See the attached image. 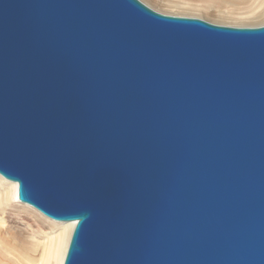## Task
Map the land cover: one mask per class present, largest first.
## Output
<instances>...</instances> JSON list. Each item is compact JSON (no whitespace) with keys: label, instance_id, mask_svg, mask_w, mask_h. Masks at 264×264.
Instances as JSON below:
<instances>
[{"label":"water","instance_id":"1","mask_svg":"<svg viewBox=\"0 0 264 264\" xmlns=\"http://www.w3.org/2000/svg\"><path fill=\"white\" fill-rule=\"evenodd\" d=\"M0 174L63 264H264V24L0 0Z\"/></svg>","mask_w":264,"mask_h":264},{"label":"rangeland","instance_id":"2","mask_svg":"<svg viewBox=\"0 0 264 264\" xmlns=\"http://www.w3.org/2000/svg\"><path fill=\"white\" fill-rule=\"evenodd\" d=\"M141 1L162 13L193 15L219 24L237 26H240L239 24L243 26L264 24V19L248 21L249 16H255L264 10V0ZM5 208L6 202L0 196V217L4 216L5 221L4 224L0 223V264H35L42 257L43 249L46 247L45 241L50 231L56 228L42 221L43 214H39L38 217L34 216L15 201L7 207L8 215L4 212ZM36 213L38 215V212Z\"/></svg>","mask_w":264,"mask_h":264},{"label":"bare ground","instance_id":"3","mask_svg":"<svg viewBox=\"0 0 264 264\" xmlns=\"http://www.w3.org/2000/svg\"><path fill=\"white\" fill-rule=\"evenodd\" d=\"M248 19H249L248 21H251V19H254L253 21H255L256 19L257 21L264 19V10H262L259 14L255 16H249ZM239 25L243 26L242 24ZM248 25H250V23ZM250 26H254V25H250ZM0 187L2 188L0 189V196L3 198L4 202H6V208L4 209L5 210L4 212L7 215H8L7 207L11 206L13 201H15L21 208L30 212L34 216L38 217L39 214H43L44 219L42 221L48 222L49 226L56 228L54 231L52 230L50 231L48 238L45 241L46 247L43 249L42 257H40L35 264H63L67 252V248L69 245V241L71 238V234L76 223L73 221H57L51 219L37 208L26 203L22 204V202H20L17 198V188H18L17 182L7 180L1 174H0ZM35 211L38 212V215ZM4 222H5L4 216L0 217V223L4 224Z\"/></svg>","mask_w":264,"mask_h":264}]
</instances>
